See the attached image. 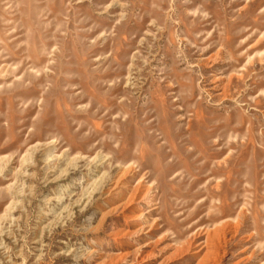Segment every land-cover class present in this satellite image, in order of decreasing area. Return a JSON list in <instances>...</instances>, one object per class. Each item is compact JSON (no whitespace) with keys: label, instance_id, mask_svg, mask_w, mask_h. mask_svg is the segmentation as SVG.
Listing matches in <instances>:
<instances>
[{"label":"rangeland","instance_id":"1","mask_svg":"<svg viewBox=\"0 0 264 264\" xmlns=\"http://www.w3.org/2000/svg\"><path fill=\"white\" fill-rule=\"evenodd\" d=\"M0 264H264V0H0Z\"/></svg>","mask_w":264,"mask_h":264},{"label":"bare ground","instance_id":"2","mask_svg":"<svg viewBox=\"0 0 264 264\" xmlns=\"http://www.w3.org/2000/svg\"><path fill=\"white\" fill-rule=\"evenodd\" d=\"M189 131V130H188ZM189 142V141H188ZM186 144V143H185ZM52 146H53V144L52 143H46V144H44L42 147H41V149L40 150H42V152H43V154L42 155H44V158H45V161H51L52 160ZM54 148V147H53ZM38 148L37 147H32L31 148V150H37ZM54 152V151H53ZM29 156V155H28ZM43 158V157H42ZM27 159H29V161H30V159L31 158H27ZM176 160V159H175ZM28 161V160H27ZM102 161H103V159L102 158H99L98 156H95L94 158H92L91 160H89V163L87 164V168H88V166H89V168L88 169H90V172H94V171H96L97 169H98V167L99 166H101L102 165ZM52 162V161H51ZM177 164V163H176ZM49 165H50V163H49ZM75 168H76V166H75ZM120 168V167H119ZM128 169L127 168H120V171L118 172V176H116L117 177V179L115 180V182L113 183V187H112V198L114 197V195H115V193H114V191H115V189L117 190V188H120L121 186L123 187V185H125L124 184V179L128 176L129 177V171H127ZM96 173V172H95ZM95 175V174H94ZM103 175V174H102ZM101 175V176H102ZM92 176V175H91ZM100 176V177H101ZM133 178V177H132ZM99 179V177H97V178H95V180L94 181H92V183H96V181ZM113 181H114V179H113ZM129 182V181H128ZM129 184V183H128ZM143 184V183H142ZM108 185V184H107ZM88 186V185H87ZM125 186H127V185H125ZM142 187V186H141ZM86 188V187H85ZM128 189V188H127ZM132 189V188H131ZM141 189V188H140ZM137 190V189H136ZM129 191V190H128ZM86 192H87V190H86ZM140 192V191H139ZM106 194L109 196H111V192L110 191H107L106 192ZM126 194V193H125ZM141 194H142V192H141ZM143 195V194H142ZM145 195V194H144ZM142 196L143 198H142V200L144 199L145 201H146V196ZM87 195H86V193L84 194L83 193V195H82V200H83V198L85 199V197H86ZM121 196V195H120ZM122 197H123V194H122ZM127 198V197H126ZM133 199H134V197L133 198H130L128 201H126V204H130L132 201H133ZM149 199V198H148ZM151 199V198H150ZM149 199V200H150ZM82 200H79V201H77V202H82ZM63 201V197L61 196V197H59V198H57L56 199V202H57V204H59V203H61ZM84 201V200H83ZM128 202V203H127ZM132 205V204H131ZM137 206V205H136ZM142 206V205H141ZM124 207V206H123ZM126 207H128V206H126ZM125 208V207H124ZM67 209V207L66 206H64V207H62V209H61V212H63L64 210H66ZM114 210V209H113ZM244 212H242V214H243ZM244 217V216H243ZM131 223H136V222H132V221H130ZM144 222H142V224H143ZM142 224H137V227H138V229L135 231V235H138V234H140L141 232H143V230H144V226H142ZM136 225V224H135ZM197 236V235H196ZM218 238V234L216 235V234H214V235H207V237L205 238V240H206V242L205 243H207L208 241H210V240H212V239H217ZM223 238V237H222ZM210 242H212V241H210Z\"/></svg>","mask_w":264,"mask_h":264}]
</instances>
